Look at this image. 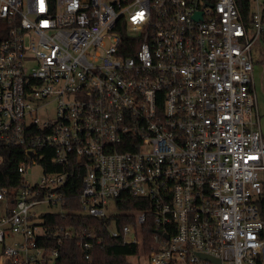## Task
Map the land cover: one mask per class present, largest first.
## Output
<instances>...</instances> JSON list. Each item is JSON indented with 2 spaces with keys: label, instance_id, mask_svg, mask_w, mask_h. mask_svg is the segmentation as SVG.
<instances>
[{
  "label": "built area",
  "instance_id": "1",
  "mask_svg": "<svg viewBox=\"0 0 264 264\" xmlns=\"http://www.w3.org/2000/svg\"><path fill=\"white\" fill-rule=\"evenodd\" d=\"M253 4L247 21L237 0H0V144L26 155L22 185L0 189V264H56L47 242L72 233L44 215L64 211L71 173L80 212L114 217L112 238L143 246L154 225L138 264L261 263ZM125 197L141 208L121 210ZM123 214L135 222L118 229Z\"/></svg>",
  "mask_w": 264,
  "mask_h": 264
},
{
  "label": "trees",
  "instance_id": "2",
  "mask_svg": "<svg viewBox=\"0 0 264 264\" xmlns=\"http://www.w3.org/2000/svg\"><path fill=\"white\" fill-rule=\"evenodd\" d=\"M239 8L247 21H250L254 10L253 0H237ZM26 160L25 152L22 148L10 147L0 144V189H16L23 183V177L18 169ZM46 171H58V168H51L49 161L42 162ZM71 173L67 184L61 189L64 196L63 212L49 213L44 215L46 226L52 230L64 227L72 233V238L68 237L59 241L51 239L47 246L58 250L56 264H133L129 258L139 255V244H123L121 238H112L108 232L107 224L113 226V218H93L80 212L81 206L78 194L81 190V176L78 173ZM128 197H125V199ZM119 208L129 211L140 209L138 201L127 199L126 203H120ZM143 208V207H142ZM117 218L118 229L123 225L134 224V216L123 214L115 216ZM264 219V212L262 213ZM144 244L152 243L156 228L152 223H147L143 227ZM94 233L101 242L90 241V248L83 247L84 242L80 239L87 234ZM79 235V237L77 236ZM86 240V239H85Z\"/></svg>",
  "mask_w": 264,
  "mask_h": 264
},
{
  "label": "rangeland",
  "instance_id": "3",
  "mask_svg": "<svg viewBox=\"0 0 264 264\" xmlns=\"http://www.w3.org/2000/svg\"><path fill=\"white\" fill-rule=\"evenodd\" d=\"M261 53L264 54V39H262L256 45V48L254 50L255 61L261 57V55H262ZM261 65H262L261 63H258V64L255 63L254 67L257 69V68L261 67ZM254 71H255V69H254ZM255 84L258 88V90H256L257 101H258V106H259L260 114H261V123H262L261 125H262V129L264 130V74L261 72V68H260V73L258 76V81L255 82ZM53 112H54V106H51L49 109L50 115H53ZM41 175H42V170L40 169L39 166H37V167H34L33 169H31V168L29 169L28 174H27V178L29 181H32V182L33 181H39L41 178ZM41 210H42V212L46 213V212L60 211L61 208L59 205L57 207H53V208L46 206V207H43ZM149 244H148V246H149ZM139 246L140 247H139V255L138 256H146L149 253V247H148V250L146 249L147 244L145 243L143 246L139 244ZM0 251H1V245H0ZM129 259L133 264H138L137 259L135 257L129 258ZM142 264H146V262L142 263Z\"/></svg>",
  "mask_w": 264,
  "mask_h": 264
},
{
  "label": "crops",
  "instance_id": "4",
  "mask_svg": "<svg viewBox=\"0 0 264 264\" xmlns=\"http://www.w3.org/2000/svg\"><path fill=\"white\" fill-rule=\"evenodd\" d=\"M262 39H264V32H263V35H262L261 40H262ZM261 40H260V41H261ZM260 41H259V42H260ZM259 42H258V43H259ZM258 43H257V44H258ZM257 44H256V45H257ZM256 45H255L254 48H253V59H254V65H255V63H256V64L261 63L262 65H261V67H259V68H257V69L254 67V69H255V71H254V80H255V82L258 81V76H259V73H260V68H261V72L264 74V54L261 53V54H262L261 57L255 61L254 50H255V48H256ZM255 86H256V84H255ZM259 89H260V88H259ZM256 90H258L257 86H256ZM261 124H262V123H261ZM261 129H262V125H261ZM262 132H263V135H264V130H263V129H262ZM260 262H261L260 264H264V255L261 257Z\"/></svg>",
  "mask_w": 264,
  "mask_h": 264
}]
</instances>
